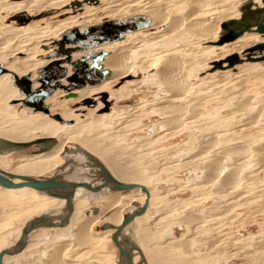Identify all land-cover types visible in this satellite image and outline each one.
Masks as SVG:
<instances>
[{"label": "rangeland", "instance_id": "obj_1", "mask_svg": "<svg viewBox=\"0 0 264 264\" xmlns=\"http://www.w3.org/2000/svg\"><path fill=\"white\" fill-rule=\"evenodd\" d=\"M20 1L23 0H11L10 3ZM48 1L51 0H38L39 3ZM73 1L76 0H61V6L54 11L44 13L33 11V16L31 17L27 15V12L0 14L2 18L0 21V35L6 33L12 35V32L26 28L32 22L45 24L59 22L68 17H79L86 13V7L98 10V8L105 6L107 3L115 4L117 2L116 0H97L100 3L89 2L85 3L81 8L73 9L70 4ZM122 4L127 5V3ZM184 9L175 11L173 14L180 15ZM56 13L62 15L53 18ZM137 13L134 14L144 15L142 11ZM16 17L23 22H19ZM127 17L129 16L118 14L109 19L123 20ZM238 17L240 15L235 18L237 19ZM26 18H30V20L24 22ZM213 18L218 19L219 15H213ZM43 26L41 25V27ZM153 32L147 29L143 31L142 35L136 33L127 42L126 40L131 35L128 34L123 41L126 42L125 44H129L132 41H142ZM51 44L45 48L46 50L41 46L31 51V54L29 53L30 56H28L30 58L29 63L44 62L48 53H50L47 51L48 48H52ZM246 44L245 41H241L226 45L220 49L207 50L200 60V56L197 53L215 44L205 43L203 38L196 37L193 32L182 30L167 39L147 46L141 54V59L145 60L146 58V60L144 62L139 61L136 64L137 66L135 65L136 67L131 71L133 73L132 76L115 81L107 88L102 89L101 92L90 96L89 98L94 100L93 105L78 107L83 100L79 97V91H75L78 98H70L69 100V94H66L63 90H58L55 94L61 91L63 94L54 97L49 102L51 112L59 113L64 119L73 121L70 124L90 122V128L88 127L85 132L92 138L95 145L91 147L90 144L76 140L69 143L67 145L68 148L81 147L87 151L86 153L100 160L112 173H115L114 169L109 166L108 162L122 174H126L132 179L143 178L142 180L150 184L156 193L151 213H155L159 206L161 209H166L165 204L171 202L185 205L184 210L179 211L178 214H170V217H166L165 221L160 222V224L154 222L156 216L154 217L153 214L139 222L146 230L154 233L161 232L158 237L163 241L162 245L155 244L153 241L142 245L143 248H146H144V251H148L149 255L150 253L153 254V252H165L166 260L164 263L264 264V259H261L264 255V248L263 251L259 249L258 252L260 253L256 249V246L260 243L259 241L264 240V167L260 168L261 164L253 157L251 160H256L254 162L255 167L252 165L248 170L244 171V182L238 186V189H229V193H227L223 191L224 189L219 184L216 186L208 184V176L203 178L208 175L207 172L203 171V159L205 156L202 159H198L202 148V146H199L201 142L216 140L219 142L217 146L219 149L227 150L248 144L264 136V61L245 62L238 66L239 71L230 69L211 72L212 63L223 61L236 53L241 55V57L244 56L243 52L250 48L246 47ZM12 51H15V49H11V54ZM231 51H236V53L227 56L233 53ZM159 53L167 56L184 55L189 59L184 71L187 72V76L191 80L190 83L194 84L192 86L193 93H190L191 95L189 94L190 96L188 95L186 100L184 99L179 103L182 104V108L180 113L176 115L182 118L176 123L173 118L177 116L175 115L174 117L173 114L169 113L170 109L161 110L162 112L156 110L158 106L164 105L163 102L169 98V94L161 90L159 84L144 81V72L147 69L148 60ZM17 56L27 57V53ZM0 61L5 65L6 60L2 59ZM39 69L34 67L24 73V75L29 73L33 77H37ZM18 76H20L19 73ZM103 93L107 95L106 102L101 96ZM249 99L253 100L252 102L257 106L260 105L258 110L254 109L251 111L252 113L240 110L241 106L243 108L244 103ZM60 102H62L61 105ZM19 103L16 101L6 103L3 116H7L6 121H8V124L3 126V130L11 129L15 124H18L20 118L29 117L36 113L33 110L32 112L26 111L27 108L22 109V106L17 105ZM136 106L141 107L131 111L128 110V108ZM124 109L125 112L123 111ZM116 110L122 112L123 116L106 123H103V121L94 123L96 122L94 119L109 113L115 114ZM22 138V142H34L40 139L34 134H26ZM6 140L15 141L10 136L0 135V142ZM256 146L254 148H257ZM217 151H213L209 157H217ZM39 152L38 149L32 147L24 151L13 152L5 158L0 155V165L5 166L13 162L33 158ZM101 154L106 156L103 157ZM69 160L66 159L64 162L63 159L62 165H64H61L60 170L68 169L67 172L69 171L70 173L74 171L71 169L73 161ZM230 160L229 162L232 164L240 162L236 158ZM61 161L60 159L58 163L54 164L55 167ZM243 161L245 165L250 163L248 158ZM184 162L186 163L184 164ZM83 165L85 166V164ZM50 175L48 173L44 177H50ZM199 178H202V180ZM161 190H170L171 192L166 197H160L157 194ZM25 199L30 201L39 200L43 205L39 208L25 210L17 217L6 218L3 215L8 209H19L29 204V202H21ZM57 203V201L53 200L50 202L39 199V195L36 192L29 190L18 193L0 191V208L5 212L0 215V252L16 244L26 221L34 219L45 212L53 211ZM86 203V201H80V210H78L76 222L81 221L82 218H85L88 211H91V207L87 208L90 205L92 206V202L88 201L87 205ZM191 214L201 216L202 222L198 221L200 222L197 223L199 225L195 224L197 226L193 228V235L184 241V244H182L184 246L180 247L181 244L179 246L172 244L171 239L179 237L186 232L187 227L184 220H188ZM101 226L102 224H99L96 227L95 233L98 235H103V231L100 229ZM51 234L54 236L55 233L52 232ZM252 235L258 238V243L255 240L257 238L252 241L247 239ZM45 237L46 232L43 233L41 239L30 241L32 246L26 256H19L9 260L7 263H25L31 259L36 261L41 252L53 243V239H50L49 242ZM247 242L249 244L246 245ZM246 246L248 247L246 248ZM75 254H69L68 258L75 256ZM92 254L91 256L98 263L102 262V264H118L120 260V255L110 236L105 237L102 248L97 249ZM89 258V254H86V252L80 253L79 259ZM34 264L40 263L36 262Z\"/></svg>", "mask_w": 264, "mask_h": 264}, {"label": "bare ground", "instance_id": "obj_2", "mask_svg": "<svg viewBox=\"0 0 264 264\" xmlns=\"http://www.w3.org/2000/svg\"><path fill=\"white\" fill-rule=\"evenodd\" d=\"M10 1L11 0H0V14H5V13L18 14V13L27 12L28 13L27 15L31 17L33 16L32 15L33 11L44 13V12L54 11L57 7L61 6V2H60L61 0H51L45 3H39L38 0H31V1L23 0L14 3H10ZM76 1L77 2L80 1V3L82 4L80 8L83 7L86 3L85 2L86 0L84 1L76 0ZM95 1L96 2L94 3L98 4L97 2L99 1L97 0ZM116 1L117 2L115 4L107 3L105 6L98 8V10L91 9V7H86L85 8L87 9L86 13H84L82 16L79 17H68L59 22L45 23V24L44 23L39 24V22H32L26 28H21L20 30L12 32V35H10L9 33L0 35V60L2 59L6 60L4 67L9 71V73L0 77V129H2L0 130V135L10 136L11 138L15 139L16 143H28L21 141V139H23L22 136L26 134H34L40 139L54 140V142L49 144L34 146V148L38 149L40 152L36 154L33 158L21 160L18 162H13L5 166L0 165L1 171H4L5 173L11 175H20L26 177L39 178V179L51 178L53 176L60 175L63 177L62 180H65L67 182L87 181L93 184L94 187H96L102 182L100 181V178L96 176V173H99V170L92 167L91 165L92 163H90V161L88 160V158L84 153L87 151H85L81 147H75L74 149H70L67 146L69 143L76 140L85 144H90L91 147L95 145L92 138H90L85 132L89 127L90 122H77L76 124H70L66 122L65 124H62L58 121L53 120L49 115L43 112H36L35 114L29 117L20 118L18 120V124H15L11 129L3 130L4 128L3 126L8 124V121H6L7 116H3V113L5 112L4 110L6 103L12 101L13 102L21 101L24 98L23 95L20 94L19 89L14 86V80L12 78L11 73H16V74L19 73L20 74L19 77H23L29 74L28 73L24 75V73H26L30 69L34 67L42 68L57 59L56 58L54 60H49L47 58L44 62L29 63L30 61V58L28 57L30 56L29 53L34 49H37L38 47L41 46L44 49L47 48L48 45L53 43L54 40H59L60 36L65 31L72 29L74 27H84L87 24L95 25L97 23L103 22V20L104 21L113 20L109 18L118 14L134 17L137 16L134 13H137L139 11H142L144 13V15L142 16H145L147 19L151 21V26L149 30L154 31L148 36V38L143 39L142 41H138V42L132 41L129 44H125L126 42L123 40H125L126 35L131 34L129 35V38L126 40L128 42L131 40L134 34L136 35V33H140L142 35L143 31L145 30L134 33H127L124 36V39L121 41H117L115 43L104 45L101 48L94 49L95 52H97L100 49H104L108 51V55L106 56L103 62V66L105 69L109 70L112 75L109 79L105 80L99 85L88 86L84 90H79L80 93L79 97L84 100L89 98L90 96L97 94L98 92H101L102 89L107 88L110 84L114 83L115 81H118L120 79L121 80L127 79L128 77H131L133 74L131 73V71L134 70L133 68L137 66L136 64L139 61L144 62L146 60V58L145 60L141 59L142 57L141 54L142 52H144V49L150 44L159 42L163 39H167L168 37L178 32H181L182 30L193 32L196 37L203 38L205 40V43L208 42L211 44H215L217 43V41L221 37V34L223 33L222 24L226 21L240 19L242 15V13L240 12V7L242 5H244L247 2H251L253 4V9H255L256 7H263L262 0H116ZM122 3H127V5H123ZM72 8L74 9V7ZM182 8H185L183 10L185 12L184 14L183 11L180 13V15L173 14L175 11H180ZM216 14L219 15L218 19L213 18V15ZM59 15L62 14L56 13V15L53 16V18H56ZM239 15L240 17L236 19L235 17ZM1 20L2 18L0 17V21ZM41 25L44 26L41 27ZM241 41H245L247 43L246 47L252 48L259 43H264V36L254 32L246 33L233 43H237ZM233 43L225 44L222 46H218L215 44L211 47H206L203 51H199V53L197 52L196 53L199 54L201 60V57L204 55V53L207 50L220 49L226 45H230ZM11 49H15V51H12V54L10 53ZM47 51L51 53L53 51V47L48 48ZM25 53H27V57L17 56ZM234 53H236V51H234L233 53L227 56H230ZM83 54L84 52L74 53L73 54L74 60L78 59ZM188 61L189 59L186 58L184 55L167 56L162 53H159L158 55L148 60V64L146 67L147 69L144 72V79H145L144 81L154 82L155 84H159L161 86V90L169 94V98L165 100V102H163L164 105L161 107L158 106L156 110L161 111V110L170 109L168 112L173 114L174 117L176 114L180 113L182 104L179 103H181L184 99L186 100V97L190 93H193L192 86L194 84L192 85L190 83L191 80L187 76V72L184 71L188 64ZM0 63H2V61H0ZM238 66L234 67L233 71H237V70L239 71ZM221 71H226V70H221ZM242 71H244V69H242ZM35 78L36 77H33V79ZM38 86L39 84H36L35 88ZM73 93L75 94V92ZM62 94L63 92L61 91L55 94L54 96L49 97L46 100L47 105H50L49 102L53 100L54 97L61 96ZM70 98L71 97H69V100ZM252 101L250 99L247 100L244 103L243 108L241 106L240 110H245L250 112L254 109L258 110V107H260V105L257 106ZM61 103L62 102H60V105ZM184 105H188V104H184ZM140 107L137 106L131 107L128 108V110L131 111L138 109ZM123 111L125 112V109ZM120 116H123V113L116 110L115 114L109 113L103 115L100 118L94 119L96 121L94 123H99L102 121L103 123H106L107 121L110 122L116 118H119ZM180 118L182 117L177 116L173 118V121L176 123V121H179ZM218 143H219L218 141L212 140L209 142L208 141L201 142L199 145L200 147L202 146V148L200 154L198 155L199 156L198 159H202L204 158L203 156H205V158L203 159L204 160L203 171L207 172L208 175H205L203 178H207L208 176L207 178V182H209L208 184L214 186L219 184V186L222 187V189H224L223 191L229 193L228 192L229 189H234V188L238 189V186H240L241 183L244 182L243 181L245 180L243 177L244 171L248 170L252 165L254 166V162L256 161V160H251L253 157L258 160L259 164H261V166L259 165L260 168L264 167V136L263 138L260 137L255 141L249 142L248 144L241 145L238 147H233L227 150L219 149L217 147ZM255 145H257L256 146L257 148H254ZM215 150H218L216 152L217 157H209V155ZM11 153L13 152L3 149L2 152H0V155L2 156V158H5L7 155ZM105 156L106 155H104L103 157ZM232 158L233 159L236 158L237 161L240 162L238 164H232L229 162L231 161L230 159ZM245 158H248L250 160V163L248 164L250 166H248L247 164L245 165V162L243 161ZM60 159L62 161L60 162V164H58L55 167L54 164L58 163ZM63 159L64 162L66 161V159H70L71 161H73L72 162L73 166L71 169H73L74 171L70 173L69 171L67 172L68 169L64 171L60 170V168L64 165V164L62 165ZM108 163L109 166L112 167V169H114L113 171L115 173H112V171L109 169L110 173L114 176V178L125 184L138 185V187L136 189L127 192H109V190L106 189L98 195L91 194L85 189H78L74 197V212L67 226H65L64 228L42 227L37 230H34L26 238L25 249L18 255L5 256L3 259V263L7 264L9 260L17 258L19 256H24V255L26 256L28 254V250L32 246V244H30V241H34V239H38V238L41 239L43 233L46 232L45 239L47 241L53 239V243L48 245L47 248L41 252V254L37 257L36 261L34 259H31L25 263H17V264H34L36 262H39L40 264H102V262L98 263L95 260V258L91 256L93 255L92 253L97 249L102 248L105 237L110 236L112 238V236L116 231V228H118L121 225L124 216L126 214H130L141 209L145 205V203L148 202V208L145 214L140 217H137L130 225H128L125 228L124 233L120 238V243L128 249L135 247L140 249L144 254L145 261L147 264H168V263H164V261L166 260L165 252L163 251L153 252V254L150 253L149 255L148 251H144L145 247L143 248L142 245L146 242L150 243L152 241L153 243L160 245L163 242L158 237V235H161L159 234L161 233L159 231L160 229L158 230L159 232L154 233L150 230H146V228H144L143 225H140L139 222L143 221L144 219L150 217L153 214L154 217L156 216L154 222L160 224V222L165 221L164 219H166V217L168 216L170 217V214H174V213L178 214L179 211L184 210L185 205L178 204L177 202L176 203L171 202L165 204L166 209L163 208L161 209V207L159 206V209L155 213H151L152 203L155 200L156 193L153 191L150 184L142 180L143 178L132 179L126 174L124 175L122 174V172L118 171L115 167L111 165L110 162ZM185 163L186 162H184V164ZM83 164H85V166ZM186 165L184 166L186 167ZM48 173L51 174L50 177H44ZM199 179L202 180V178ZM130 180L131 182H129ZM14 182L20 183L21 181L14 180ZM142 186L147 188L150 194L149 196L142 190L141 188ZM25 190L36 192L39 195V199H44L50 202L51 200L58 202L57 205L54 206L53 211L45 212L37 217L48 215L59 220L63 216H65L66 214L65 200L51 197L46 193L38 192L31 188L8 189L0 185V191L18 193ZM170 192H171L170 190H164V191L161 190V192H158L157 195L160 197H166V195L169 194ZM81 196L83 198H86L88 201L92 202V204L94 203L96 206L93 205L88 206L89 208L91 207L90 208L91 211H88L87 215H85V218H82L81 221L76 222L78 210H80L79 199L81 198ZM21 202L24 203L29 202V204L24 205V207L19 209L7 208L8 210L6 211V213L2 210V208H0V215H2L4 212L5 214L3 215H5L6 218L17 217L22 212H25V210H30L31 208H39L40 206L43 205V203L40 202L39 200L30 201L25 199L22 200ZM87 204L88 202L86 203V205ZM94 208H97L98 212L95 213L93 211ZM31 220H28L24 223L22 230ZM201 220L202 218L201 216L199 217L198 214H191L188 220L186 219L184 220L187 227L186 232H184L181 236H179L180 238L176 237L171 239L170 240L171 243L177 244L178 246L179 244H181L180 247L184 246L182 245L184 244V241L188 237L189 238L192 237L193 228L195 224L202 222ZM99 224H102V226L103 225L113 226L114 228L113 229L109 228L108 230L103 231L101 229L102 228L101 226L100 229L103 231V235H98L95 233V230ZM52 232L55 233L54 236L53 234H51ZM255 238L257 237L252 235L250 236V238L247 239L249 241H252ZM255 240H257L256 243H258V238ZM259 242L260 243L256 246V249H258L257 252L259 251V249H262L263 251L264 248V243H261L264 242V240H261ZM247 244H249V242H247L246 245ZM14 246L5 249L10 250L13 249ZM247 247L248 246H246V248ZM81 252H86V254H89L90 258L84 260L79 259ZM72 253H76L78 255L75 254V256H70V258H68L69 254ZM263 256L261 257V259H264ZM133 257H134V263L135 264L139 263L140 261L139 259L141 257L137 251L133 252ZM122 261H124V263L128 262V260L126 259H123ZM169 264H174V263H169Z\"/></svg>", "mask_w": 264, "mask_h": 264}, {"label": "water", "instance_id": "obj_3", "mask_svg": "<svg viewBox=\"0 0 264 264\" xmlns=\"http://www.w3.org/2000/svg\"><path fill=\"white\" fill-rule=\"evenodd\" d=\"M86 3H94L95 0H86ZM263 7L253 9V4L247 2L240 7L242 13L240 19L226 21L222 24L223 33L215 43L218 46L233 43L246 33H257L264 36V0ZM82 4L78 3L77 7ZM16 19L21 21L18 17ZM30 18H26L24 22H28ZM151 26V21L145 16L137 15L128 17L123 20L113 19L105 20L95 25L87 24L84 27H74L65 31L59 40H54L52 43L53 51L47 55L49 60H54L48 65L40 68L37 71V77L33 79L32 74L19 77L16 73H11L14 80V86L19 89L23 99L20 102L22 108H30L34 112H43L49 115L53 120L62 124L72 123L66 121L59 113L52 114L50 105H47L46 100L53 96L58 90H63L69 94L71 98H78V95L73 94L75 91L84 90L88 86H96L111 77V72L104 68L103 62L108 55V51L100 49L97 52L96 48H101L104 45L115 43L124 39L127 33H134L142 30H147ZM84 54L74 60V53ZM244 58L239 54H234L226 60L213 63L211 72L217 70H230L245 62H261L264 61V43H259L252 48L246 49L243 52ZM63 58V59H61ZM9 73V71L0 63V77ZM39 84L38 87H34ZM106 102L107 95H101ZM94 100L87 98L82 100L79 106H91ZM54 142L53 139H39L34 142L16 143L12 141L0 142V152L3 149L12 152H20L30 149L36 145L49 144ZM92 167H96L99 173L96 176L102 181L96 187L93 184L82 182H67L62 180L63 177L53 176L51 178H33L20 175L7 174L0 170V185L8 189H23L31 188L38 192L46 193L47 195L66 201V214L61 219H55L51 216H40L32 219L22 230L21 236L16 242L13 249H5L0 252V264L3 263L5 256H14L20 254L26 247V238L34 231L42 227L47 228H64L70 222L74 212V197L78 189H85L91 194H100L108 189L109 192H127L136 189L138 185L125 184L114 178L106 166L94 156L84 152ZM14 180H20V183H15ZM142 190L149 196V191L142 186ZM148 208V202L145 205L130 214H126L121 225L116 228L112 236V242L118 249L120 260L118 264H123V259L128 260L124 264H135L133 252L137 251L140 255V261L137 264H147L144 254L137 247L128 249L120 243V238L124 233L125 228L130 225L137 217L145 214ZM93 211L98 212L97 208ZM58 222H57V221ZM113 226L103 225L102 230L106 231ZM123 258V259H122Z\"/></svg>", "mask_w": 264, "mask_h": 264}, {"label": "flooded vegetation", "instance_id": "obj_4", "mask_svg": "<svg viewBox=\"0 0 264 264\" xmlns=\"http://www.w3.org/2000/svg\"><path fill=\"white\" fill-rule=\"evenodd\" d=\"M78 3H80V1H78V2H76V1H73L72 3H70L71 4V7H74V8H77V4ZM243 58H244V56H242ZM17 105H20V106H22L21 105V103H19V104H17ZM22 109H24V108H22ZM27 111H29V112H32V109H27ZM93 168H95V169H97L96 167H93ZM96 195V194H95ZM98 195V194H97ZM86 198H83L82 196H81V198L79 199V201H86V202H88V200L86 199ZM93 206H96L94 203L92 204ZM91 206V205H90ZM89 208V207H88ZM87 208V209H88Z\"/></svg>", "mask_w": 264, "mask_h": 264}, {"label": "crops", "instance_id": "obj_5", "mask_svg": "<svg viewBox=\"0 0 264 264\" xmlns=\"http://www.w3.org/2000/svg\"><path fill=\"white\" fill-rule=\"evenodd\" d=\"M8 264V263H7Z\"/></svg>", "mask_w": 264, "mask_h": 264}]
</instances>
